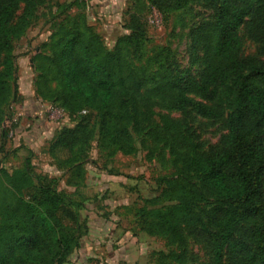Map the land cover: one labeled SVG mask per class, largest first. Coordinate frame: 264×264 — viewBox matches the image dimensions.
I'll return each mask as SVG.
<instances>
[{
	"label": "trees",
	"instance_id": "trees-1",
	"mask_svg": "<svg viewBox=\"0 0 264 264\" xmlns=\"http://www.w3.org/2000/svg\"><path fill=\"white\" fill-rule=\"evenodd\" d=\"M146 1L166 16L199 0ZM204 1L213 16L192 34L204 53L198 82L184 81L162 51L144 60L146 34L134 16L125 26L128 35L107 49L85 17L68 15L71 4L63 5L64 18H54L55 32L32 60L33 87L41 103L56 105L69 121H79L63 128L46 154L58 171L83 180L75 154L92 138L93 131L85 128L92 113L101 150L130 156L135 152L130 128L145 131L153 144L169 149L178 173L166 192L176 196L175 206L165 212L137 211L143 231L184 249L182 228H194L205 237L211 264H264V70L239 57L242 25L245 37L264 55V0ZM44 2L6 0L0 5V154L16 127L9 110L18 100L13 43L26 35ZM152 104L209 119L225 114L227 147L192 155L176 122L165 116L160 125L150 122ZM57 153L64 154L63 162ZM22 164V170L7 173L0 160V264H67L79 244L84 204L61 191L58 178L38 173L31 152ZM201 203L211 209L196 210ZM183 257L181 251L164 258L178 263Z\"/></svg>",
	"mask_w": 264,
	"mask_h": 264
},
{
	"label": "rangeland",
	"instance_id": "rangeland-1",
	"mask_svg": "<svg viewBox=\"0 0 264 264\" xmlns=\"http://www.w3.org/2000/svg\"><path fill=\"white\" fill-rule=\"evenodd\" d=\"M5 2L6 0H0V5ZM57 3L58 0H45L44 5L39 9L33 28L22 40L13 43L16 64L20 65V77L24 76L22 89L24 86L29 87L30 80L33 79L34 82L36 77L34 70L30 74V78L25 75L30 73V60H33L36 55V50H33L35 44L38 45V42L55 32L53 21L58 16V8L56 6L53 10L51 8ZM125 3L124 13L127 19L134 16L145 30L144 60L162 51V56L168 57L166 64L174 65L177 71L183 75L184 81L193 79L198 82L200 74L204 71V53L202 42L194 40L192 34L201 24L212 19L213 12L210 4L199 0L179 12L161 16L146 0H125ZM21 14L22 8L14 16L13 22H16ZM126 22L128 21H124L125 26ZM243 28L244 25L240 27L239 31L241 38L239 57L244 61H254L264 70V55L260 54L257 45L245 37ZM111 42L106 41L107 49H111L113 45ZM165 51H168V55ZM17 78L19 79V77ZM34 98L37 99L36 96ZM19 104L21 102L18 97L17 102L11 104L9 108L13 116L14 114L17 116L15 105ZM35 104L42 105L43 115L42 118H35L40 122L37 129L40 131L47 129L45 132L49 134L47 139L40 135L39 138H42L39 141L40 145L38 148L32 149V162L40 170L38 173H43L42 170L50 171L45 165L50 163L42 155H46L53 139L63 128L75 127L77 126L76 121L79 120L69 121L56 105H49L51 103H41L37 99ZM211 106L214 111H218L217 104ZM150 112L153 113L151 123L160 125V116H165L179 125L186 146L192 155L208 156L220 153L227 147L225 114L209 119L200 117L191 110L185 113L173 112L161 104L150 105ZM13 116L11 123L16 122L13 121ZM9 124L5 123L8 127L11 126ZM97 124V116L92 113V117L85 126L87 130L93 131L92 138L79 156L75 154L82 162L80 168L85 175L82 174L85 178L81 182L83 184L80 183V188L84 186L86 189L85 182L90 176V172L103 174L106 178L103 180L112 182L103 181L94 186L93 179H89L88 183L92 189L88 192L91 193L80 195L77 201L90 205L91 211L93 210L92 212L102 218L105 228L102 230L103 236L99 238L97 235H93L92 231L93 228L98 229L99 224L94 223L90 228L87 226L88 222L83 221L79 244L67 264H211V253L206 245L205 237L197 229L182 228L185 247L180 249L165 237L149 236L140 225L137 212L139 209L146 208L165 212L177 204L176 196L166 194L167 182L176 179L178 173L172 165L169 149L164 148L163 145L153 144L145 131L137 134L130 128L135 148L132 155L122 156L114 154L111 150H101L97 142ZM17 133L14 130L10 132L8 142L0 154L2 169L7 173L22 170L23 159L27 156L26 152H20L24 146L26 147V143ZM50 138H53L51 142L44 145V142H48ZM56 155L59 162H63L66 158L63 153ZM59 173L61 174V171ZM99 177H97L98 182L100 181ZM2 178L0 175V182ZM69 178H64V176L58 178L61 191L64 192L67 187H71ZM94 180L96 179L94 178ZM204 208L208 211L211 209V205L201 203L195 206L198 211ZM215 220L214 218L213 221ZM82 240H86L90 244L88 251L81 249ZM181 251H184V257L178 263L167 261L164 258L172 253L179 254Z\"/></svg>",
	"mask_w": 264,
	"mask_h": 264
},
{
	"label": "crops",
	"instance_id": "crops-1",
	"mask_svg": "<svg viewBox=\"0 0 264 264\" xmlns=\"http://www.w3.org/2000/svg\"><path fill=\"white\" fill-rule=\"evenodd\" d=\"M70 4H71V9L67 12V14L72 15V16L78 15V14L84 16L87 24L93 29V31L97 35L101 37L105 46H107L106 41H110V42L112 41L111 42L113 44L111 47L112 49L116 41L119 38L128 35V30L125 28V24H124L125 20L128 21L126 14L124 13V7H125L124 5L126 4L125 0H58V3L56 5H53L51 8L53 10L55 9V6L58 5V17H59L58 22H60L64 18V15L61 14V10H62L61 7L63 5H70ZM39 9H38V12H39ZM38 12L36 16L38 15ZM34 25H35V22L28 29L27 33L33 28ZM50 36H48L43 41L38 42L39 43L38 45L35 44L33 50L34 51L36 50L35 52L36 54L40 52V47L48 42ZM16 65L18 68L17 77H19V79L17 78L18 79L17 80V83H18L17 91H18V97L20 98L21 104L17 106L15 105V107H17L18 114L17 116L16 114H14L13 116V119H14L13 121H16L14 122L16 123V127L14 131L18 132L17 134H19L20 137L23 138L24 143H26L25 144L26 147L24 146V148L20 150V152H26V153L31 152L33 154L32 149L38 148V146L40 145L39 141L42 139V138H39L40 135H42L44 139L45 138L47 139V137H49V134L45 132L47 131V129L43 131L42 130L40 131L37 129L40 122H38L35 118H39V117L42 118L43 115H42V109H41L42 105L40 106V104H35L37 102V99L34 98L35 95L33 93V79L30 80L29 87L24 86L27 89H25L24 87L22 89V80L24 76L22 75V77H20V65L19 64H16ZM29 70H30V73L28 75L27 74L25 75L27 77L29 76L30 78V74H32V71L34 70L33 65H32V60H30ZM52 139L53 138H50L48 142H44V145H47L46 143L51 142ZM7 142L8 141H6V143ZM42 156L46 157L50 163L49 165L48 163L45 164L48 167V170L50 171L47 172L45 170H42L43 174H46L49 177L55 178V179L60 178L61 176H64V178L70 177L69 179H70L71 187H67L66 188L67 190L64 192L70 195L76 201L79 200L80 195L91 193V192H88V190L91 191L90 189H92V187H90L88 183L89 179L91 178L93 179L92 183L94 184V186L95 184H98L100 182L102 183L103 181H108V183L112 182L110 180H103V179H106L103 174H97V173L90 172V176L85 182L86 189H84V186L80 188V185L83 184L81 183L82 180H77L70 173L64 174L63 172H61L60 174L59 173L60 171H58L56 165L51 160V158L47 154L46 155L43 154ZM37 171L40 172L38 168H37ZM84 171H86L85 168H84ZM97 177L100 178L99 182L97 181ZM94 178L96 180H94ZM92 211H91L90 205H85V210L81 212L80 214V220L82 222L87 221L88 222L87 226H89L90 228L93 227L94 223L99 224L98 229L93 228L92 231L94 232L93 235H97V237L100 238L101 236H103L102 230H104L105 227L102 224V218H99L97 214ZM86 240L84 241L82 240L83 244L81 245V249H83L84 251H88V247L90 246V244ZM98 253H101V252L98 251ZM105 261L107 262V260ZM109 263H110V260H109Z\"/></svg>",
	"mask_w": 264,
	"mask_h": 264
}]
</instances>
